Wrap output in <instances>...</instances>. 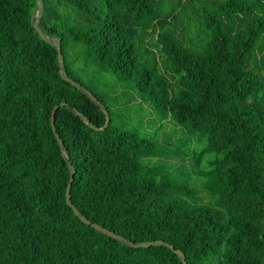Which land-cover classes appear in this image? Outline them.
<instances>
[{"label": "trees", "instance_id": "obj_1", "mask_svg": "<svg viewBox=\"0 0 264 264\" xmlns=\"http://www.w3.org/2000/svg\"><path fill=\"white\" fill-rule=\"evenodd\" d=\"M0 0V264H264V0ZM81 72L113 73L202 146L177 182L143 157L157 141L112 124ZM208 167H202L205 154ZM132 241L130 246L83 222ZM165 167V166H164ZM185 167V165H183ZM169 171V170H168ZM172 173V172H171ZM200 189L213 205L204 203ZM171 244L173 248L169 246Z\"/></svg>", "mask_w": 264, "mask_h": 264}, {"label": "rangeland", "instance_id": "obj_2", "mask_svg": "<svg viewBox=\"0 0 264 264\" xmlns=\"http://www.w3.org/2000/svg\"><path fill=\"white\" fill-rule=\"evenodd\" d=\"M79 77L89 88L102 96L111 110L114 126L137 130L140 134L154 138L158 148L161 146L162 149L165 148L166 154L153 158L143 157L141 161L144 165L156 167L177 182L188 180L191 184L200 183L199 176L195 174L188 176L191 171L188 157L181 160L175 153L183 149L189 151V139L191 140L190 151L198 150L202 146V142L189 133L185 125L181 124L179 128L175 126L173 130L172 124L161 117L150 97H143L132 85L118 81L113 73L107 72L100 75L81 72ZM210 155L207 153L203 156L202 167H208ZM199 190L204 203L213 205L211 196L204 190L200 188ZM205 264H212V262L209 260Z\"/></svg>", "mask_w": 264, "mask_h": 264}, {"label": "water", "instance_id": "obj_3", "mask_svg": "<svg viewBox=\"0 0 264 264\" xmlns=\"http://www.w3.org/2000/svg\"><path fill=\"white\" fill-rule=\"evenodd\" d=\"M43 10V0H37V6H36V10H35V17L32 19V25L33 27L37 30V32L39 33V35L46 41H48L49 43L54 44L57 47V57H58V62H59V73L61 75L62 78H64L65 80H68L69 82H71L73 85H75L79 90H81L82 92H84L90 99H92L104 112L105 114V122L102 126L98 127L95 126L82 112H80L76 107L71 106L68 102L62 101L60 104H55L52 111H51V118H50V124H51V128L52 131L55 134V137L57 138L58 144L62 150V152L66 155L67 158H69V153L66 150L59 134L56 131V127H55V123H54V118H55V111L56 108L59 105H66L68 106L74 113L78 114L88 125H90L93 128H99V129H104L108 123H109V112L106 108V106L84 85H82L79 81L75 80L73 77L67 75L64 71V64H63V56L61 53V45L60 42L56 39V37L54 36H49L47 34L44 33V31L40 28V26L38 25V20L41 16ZM68 166H69V170H70V176H69V180L66 186V190H65V200L67 202V204L69 206H71L73 212L85 223L91 224L94 228H96L97 230L127 244L130 246H148L151 244H167L165 241L161 240V239H155V240H147V241H132L128 238H126L125 236L99 224L96 222H92L90 219H88L86 216H84L79 209L71 202L70 200V188H71V184H72V180H73V176H74V167L71 163V160L68 159ZM169 246L171 248H173V246L171 244H169ZM174 251L177 253V255L179 256V258L181 259V264H186V257L184 255V253L177 249V248H173Z\"/></svg>", "mask_w": 264, "mask_h": 264}]
</instances>
